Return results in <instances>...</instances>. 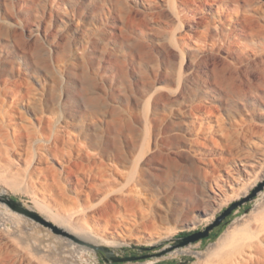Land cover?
Masks as SVG:
<instances>
[{
    "label": "rangeland",
    "instance_id": "obj_1",
    "mask_svg": "<svg viewBox=\"0 0 264 264\" xmlns=\"http://www.w3.org/2000/svg\"><path fill=\"white\" fill-rule=\"evenodd\" d=\"M261 41L264 0H0V193L118 253L203 229L264 183ZM219 227L179 247L197 253L103 264H234L208 249ZM56 236L0 200V264L103 261Z\"/></svg>",
    "mask_w": 264,
    "mask_h": 264
},
{
    "label": "bare ground",
    "instance_id": "obj_2",
    "mask_svg": "<svg viewBox=\"0 0 264 264\" xmlns=\"http://www.w3.org/2000/svg\"><path fill=\"white\" fill-rule=\"evenodd\" d=\"M246 26H248V25H246ZM251 29H253V28H251ZM225 34L226 35H232L233 32L229 31ZM241 34H244V33L241 32ZM261 43H264V41H261ZM251 97L259 99L264 104V95H262L261 93L258 92L256 94H252ZM261 155H263V153L261 151H259V152L257 151L254 160L257 162H260V160L263 159V157ZM241 161H243L242 163H244L245 165L250 164V162H249L250 160L247 159L246 157H243L241 159ZM263 178H264V173L262 174L261 179H263ZM6 194H7V192H5V191H2V193H1V195H6ZM202 200L206 201L207 204L200 207L198 209V211H199V213H201L205 216L206 220H209L214 215V207H213L214 202H216V203H219V202L217 201V199L214 195L210 194L207 191L205 193H203ZM259 207H260V210H259L260 214H256L254 216L253 220H250L249 218L243 219V220L235 219L228 226V228H226V230L219 236V238L215 242H213L209 245L208 249L210 251H213V252L218 251L219 260H226L229 262L230 261L234 262V264H239V263L243 262L244 260H252V259L258 258L260 255H262L264 253V202L262 204H260ZM51 216H53V215H51ZM192 222L194 223V221H192ZM59 226L61 227L62 231H64V232L74 233L78 237L85 239L87 241L97 242L96 238H94L95 235L93 236L92 229H90L88 226L84 227L79 222L67 221L66 225H64V226L59 225ZM56 238L58 239L57 243L62 244L63 248L67 247V246L72 247L73 245H76L75 241H73L69 237L56 236ZM74 247H76V246H74ZM67 248H69V247H67ZM78 248H81V249L83 248V249L87 250L89 253L92 252V248H90L86 245H83V244H79ZM174 251L177 254H180V253H182V254L197 253L196 251L195 252L191 251L189 249V246L187 248H176Z\"/></svg>",
    "mask_w": 264,
    "mask_h": 264
},
{
    "label": "water",
    "instance_id": "obj_3",
    "mask_svg": "<svg viewBox=\"0 0 264 264\" xmlns=\"http://www.w3.org/2000/svg\"><path fill=\"white\" fill-rule=\"evenodd\" d=\"M264 183H261L258 187L252 190L251 193L246 194L242 198L233 201L231 204H229L227 207H225L215 218L212 222L207 224L203 229L195 230L186 234H181L174 238L171 241V244L167 247L161 248V251H156L154 254H148V255H122L115 251V249L108 245L98 244L91 241H87L85 239H82L74 234L64 232V234L69 235L72 239H74L76 242H79L80 244L86 245L93 250H95L97 253L103 252V261H99L100 264H103L104 262L107 263H117V262H131L134 260H140L145 258H150L153 256H162L167 254L168 252L179 248L183 246H187L191 243L197 242L199 240H202L204 238H207L210 236L211 231L222 224L224 219L231 216L233 213H235L242 205L247 203L248 201L254 199L257 195V193L263 188ZM0 200L5 202L13 211H16L20 214H24L26 216L32 217L36 220H40L44 222L45 224L49 226H53L58 232H62V230L58 229L52 222L46 220L44 217H42L37 211L29 208L22 200L12 197L11 194L1 195L0 193ZM140 250H151V249H157V245H147V246H141L139 248ZM188 263V260H184V257L181 258V260L178 263L175 264H186Z\"/></svg>",
    "mask_w": 264,
    "mask_h": 264
},
{
    "label": "flooded vegetation",
    "instance_id": "obj_4",
    "mask_svg": "<svg viewBox=\"0 0 264 264\" xmlns=\"http://www.w3.org/2000/svg\"><path fill=\"white\" fill-rule=\"evenodd\" d=\"M227 219H228V217L226 219H224L222 224L225 223ZM139 248H141V246H137V247H134V248L126 247V248H124V251L121 252L120 254H122V255H148V254H154L156 252V249L140 250ZM99 254L102 257L104 256L103 252H99ZM145 259H148V258H145ZM145 259L134 260V261H131V262H141V261H144ZM188 259L191 260L190 258H188ZM126 262H117V263H126ZM169 264H175V262H171Z\"/></svg>",
    "mask_w": 264,
    "mask_h": 264
},
{
    "label": "trees",
    "instance_id": "obj_5",
    "mask_svg": "<svg viewBox=\"0 0 264 264\" xmlns=\"http://www.w3.org/2000/svg\"><path fill=\"white\" fill-rule=\"evenodd\" d=\"M12 197L16 198V196H13V195H12ZM226 225H227V222L221 224L219 229H218V231L211 238L216 239L223 232V230L225 229ZM186 233H184V234H186Z\"/></svg>",
    "mask_w": 264,
    "mask_h": 264
}]
</instances>
